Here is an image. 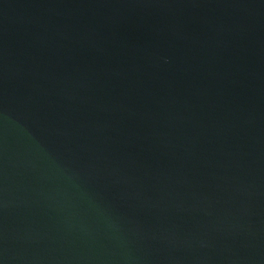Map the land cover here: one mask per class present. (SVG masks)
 Masks as SVG:
<instances>
[{"label": "water", "instance_id": "1", "mask_svg": "<svg viewBox=\"0 0 264 264\" xmlns=\"http://www.w3.org/2000/svg\"><path fill=\"white\" fill-rule=\"evenodd\" d=\"M0 264H264V0H0Z\"/></svg>", "mask_w": 264, "mask_h": 264}]
</instances>
